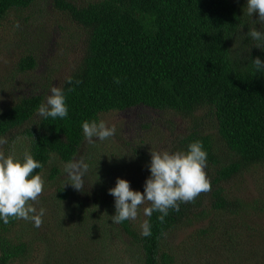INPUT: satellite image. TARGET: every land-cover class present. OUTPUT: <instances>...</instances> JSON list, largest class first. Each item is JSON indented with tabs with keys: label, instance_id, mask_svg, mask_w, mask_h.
<instances>
[{
	"label": "trees",
	"instance_id": "16d2710c",
	"mask_svg": "<svg viewBox=\"0 0 264 264\" xmlns=\"http://www.w3.org/2000/svg\"><path fill=\"white\" fill-rule=\"evenodd\" d=\"M43 1L41 10L47 13L39 19L30 10L40 0H0V26L13 27L23 19L24 30L29 24L31 34L43 36L34 45L49 49L68 40L76 57L64 77L46 67L38 73L35 90L12 91L0 101V136L8 141L0 151L16 156L30 151L42 165L33 173L39 172L46 189L61 174V164L72 161L83 145L82 121L143 106L167 114L170 123L172 117L187 119L185 129L173 134L171 148L186 150L190 142H202L210 190L181 203L179 211L169 209L163 222L158 212L143 215L149 206L145 202L136 220L117 224L112 222L114 198L108 189L120 177L143 192L142 181L138 173L121 170L127 166L99 153L88 161L93 181L88 202L73 196L76 200L67 206L73 186L56 185L29 202L37 212L45 209L39 227L25 219L0 222V264H25L35 258V250L43 251L38 264H264V249L235 232L252 216L237 214L239 202L226 197L224 188L251 167L264 165V73H256L251 63L256 57L264 61V50L246 37L257 19L243 13L246 0ZM63 16L80 31L66 27ZM16 40L24 50L16 70H34L38 60L33 43L23 33ZM69 76L71 85L65 83ZM52 85L65 90L68 115L44 120L36 110ZM204 111L211 116L201 123L197 113ZM211 124L213 131L207 129ZM133 151L141 154L139 148ZM115 166L118 176L107 178L104 173ZM53 219L57 225L49 223ZM144 220L151 224V236L141 235ZM195 224L181 242L166 247ZM256 225L264 232V224ZM217 241L223 252L214 253ZM215 254L224 255L218 259Z\"/></svg>",
	"mask_w": 264,
	"mask_h": 264
},
{
	"label": "rangeland",
	"instance_id": "374dc122",
	"mask_svg": "<svg viewBox=\"0 0 264 264\" xmlns=\"http://www.w3.org/2000/svg\"><path fill=\"white\" fill-rule=\"evenodd\" d=\"M44 3L43 0H40L38 4H34L31 7L30 13L33 17L41 19L47 13V11L41 10L44 7ZM62 18L66 27L75 33L80 31L66 17L63 16ZM43 22L46 23L45 20ZM25 26L26 23L23 19H19L13 27H10L6 23L0 26V101L4 97L11 95L12 91L35 90L34 83L41 80V75L39 76L38 73L46 67L55 68L56 77H64L71 68L73 57H76L75 49L70 45L71 41L68 40L55 42L51 47L48 46L49 49H43V46L37 47L34 44L40 43L43 36L39 37V34L34 36L31 34L33 29L29 28V24H27L26 30H24ZM21 33H23L25 40L28 39L29 42L33 43L35 57L38 60V64L34 70L23 73L16 70L18 57L24 52L23 45L16 40V36ZM166 115L143 106L104 114L101 120L108 126L114 125L116 127V134L104 141L97 140L96 138L89 141L85 138L77 155L71 161L77 164L81 162L87 164V168L82 170L81 175L83 187L81 190H76L73 187V195L68 200L67 206H72L76 198H79L82 203L88 202L91 199V197H87L93 190V181L91 179V171L88 168V161L99 153H103L107 160L113 161L112 163L127 166L121 170L127 169L128 171L132 170V172L138 173V177L141 179L142 185H144L146 178L150 175L148 170L150 152L160 150L177 151L171 148L173 134L185 129L187 125V119H181L180 117H172L173 123H170ZM197 116L202 123L208 121L211 115L207 111H204L198 112ZM212 126L213 124L209 125L207 129L213 131ZM134 148H139L141 154L135 153L133 151ZM125 161H129L130 163L126 164ZM65 164H61L62 172L57 177L55 183L51 182V185L43 189L45 194L48 195L51 191L50 189L55 188L56 185H66L70 182L64 170ZM138 167H141L140 170L137 169ZM115 168L104 173L107 178L118 176L117 172L119 173V169L117 166ZM224 188L226 197L239 202L236 207L237 214L247 213L252 216V218L245 220L246 224L244 228L237 229L236 227L235 232L246 238L252 246L264 249V232L256 225L257 222L260 224V227L264 224V165L251 167L236 178L231 179L228 183H225ZM52 193H54L53 190ZM73 196L76 198L74 199ZM63 206L65 208V203ZM51 215L53 214L49 211V217ZM227 215L231 214L227 213ZM257 216H260L261 219L256 218ZM49 223L57 225L56 219L51 220ZM203 223H206V220ZM196 227L197 224L183 229L177 236H174L170 241L168 240L166 247L173 246L174 242H181ZM239 245L243 246L242 244ZM201 248L204 249V246H201ZM212 248L214 253H219L223 252L221 248H224V246L221 242H218ZM33 254H36L35 258L31 257L25 264H38V262H41L43 251L35 250ZM223 255L215 254L218 259H221ZM227 256L234 257L236 253H228Z\"/></svg>",
	"mask_w": 264,
	"mask_h": 264
},
{
	"label": "clouds",
	"instance_id": "9594fccd",
	"mask_svg": "<svg viewBox=\"0 0 264 264\" xmlns=\"http://www.w3.org/2000/svg\"><path fill=\"white\" fill-rule=\"evenodd\" d=\"M245 11L251 19L253 14L257 16L256 20H252L253 26L248 27L246 37L255 42L256 48L264 50V0H246L243 13ZM256 24L260 25L259 30ZM251 63L256 73H264V61L259 57L251 59ZM113 80L117 85L121 82L119 77H113ZM65 83L73 84V78L67 77ZM79 83V80L75 81V84ZM36 111L44 120L67 117L65 90L52 85ZM81 129L89 141L93 138L104 141L116 134V127L108 126L103 120L82 121ZM7 143V139L0 136V146ZM206 166L207 151L199 140L190 142L186 150L151 151L148 164L150 175L144 182L143 192L131 189L130 182L120 177L116 178L115 186L108 189L114 198L112 222L119 224L125 220H136L138 209L145 202H149V206L143 208V215L151 217L154 212H158L160 215L157 219L163 222L169 209L179 211L181 203L191 202L201 192L210 190ZM41 167L40 161L28 150L22 156L0 151V222L7 224L10 218H17L31 220L36 227L40 226L45 209L40 208L37 212L29 202L37 201L43 191L42 176L39 172L33 173L34 169ZM86 168L87 164L83 162L77 164L70 161L65 164L64 170L70 179L68 184L76 190L83 187L81 175ZM140 227L142 236L152 235L148 220H144Z\"/></svg>",
	"mask_w": 264,
	"mask_h": 264
}]
</instances>
